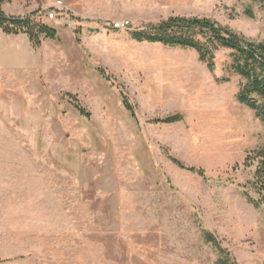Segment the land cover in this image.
<instances>
[{"label":"rangeland","instance_id":"374dc122","mask_svg":"<svg viewBox=\"0 0 264 264\" xmlns=\"http://www.w3.org/2000/svg\"><path fill=\"white\" fill-rule=\"evenodd\" d=\"M55 1L62 17L42 20L58 41L0 47V264H214L201 228L236 264H264V208L246 201L252 170L242 166L264 125L236 101L238 77L214 81L228 51L210 73L191 50L130 38L179 16L264 44V0L12 3L27 13ZM173 114L183 121L149 123Z\"/></svg>","mask_w":264,"mask_h":264},{"label":"trees","instance_id":"16d2710c","mask_svg":"<svg viewBox=\"0 0 264 264\" xmlns=\"http://www.w3.org/2000/svg\"><path fill=\"white\" fill-rule=\"evenodd\" d=\"M6 0H0V5ZM42 18L45 12L36 11L23 16H7L0 9V32L7 36L25 35L32 49L40 47L45 40L58 41L57 31L47 26ZM130 38L138 43L158 44L169 49H186L196 53L197 59L213 73L215 54L220 50L228 51V61L224 65L225 76L215 77L220 84L230 82L232 76L240 79L236 101L250 109L255 118L264 125V44L249 41L221 27L216 22L197 17L171 16L157 24L146 26L142 30L131 32ZM101 73V72H100ZM103 75V73H101ZM77 113L89 118V113L70 94H66ZM122 104L130 117L135 119L134 110L129 106L126 96L121 93ZM183 121L181 114L168 115L149 123L173 125ZM167 159L181 170L188 171L202 179L205 173L201 168L188 167L164 152ZM245 169L252 170L247 184L251 193L243 194L254 209L264 208V144L249 151L243 161ZM204 245L215 252L214 264H236L228 250L210 231L201 228Z\"/></svg>","mask_w":264,"mask_h":264},{"label":"crops","instance_id":"0c3cea01","mask_svg":"<svg viewBox=\"0 0 264 264\" xmlns=\"http://www.w3.org/2000/svg\"><path fill=\"white\" fill-rule=\"evenodd\" d=\"M12 2H13V0H11V4L3 3L0 5V9L5 15H7V16H23V15H26V14H29L30 12H32V11H29L27 13L21 12L22 10H21V7L18 6V3H12ZM5 7L8 8V12L5 11V9H4ZM21 36H25V35L7 36V35H4L3 33L0 32V47L3 46V48H5L6 41L8 39H16V38H19ZM19 39H22V38H19Z\"/></svg>","mask_w":264,"mask_h":264},{"label":"built area","instance_id":"2783aa9c","mask_svg":"<svg viewBox=\"0 0 264 264\" xmlns=\"http://www.w3.org/2000/svg\"><path fill=\"white\" fill-rule=\"evenodd\" d=\"M62 2L60 1H55L51 4V6L49 8H47L46 12H45V17L47 20H57L59 17H62ZM66 25V24H64ZM128 25L127 22H119V23H114L113 29L117 30V29H123Z\"/></svg>","mask_w":264,"mask_h":264}]
</instances>
